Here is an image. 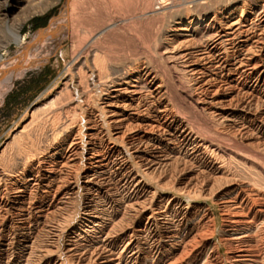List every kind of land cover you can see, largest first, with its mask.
<instances>
[{
  "label": "bare ground",
  "instance_id": "obj_1",
  "mask_svg": "<svg viewBox=\"0 0 264 264\" xmlns=\"http://www.w3.org/2000/svg\"><path fill=\"white\" fill-rule=\"evenodd\" d=\"M58 1L0 0V102L71 42L0 150V264H264V0H64L26 43Z\"/></svg>",
  "mask_w": 264,
  "mask_h": 264
},
{
  "label": "rangeland",
  "instance_id": "obj_2",
  "mask_svg": "<svg viewBox=\"0 0 264 264\" xmlns=\"http://www.w3.org/2000/svg\"><path fill=\"white\" fill-rule=\"evenodd\" d=\"M189 1L192 0H178L177 2L180 3L179 5L182 7L184 6L185 9H190L193 4ZM63 7L64 0H59L58 3L49 8L43 14H39L28 20L22 26L20 36L24 38L26 43H33V46L36 42L33 38L44 35L43 32L39 33V31L46 29L53 21H55V19L56 22H58L63 13ZM149 22H146V24L144 23L145 25H148V28L143 24L144 30L149 32L153 29L154 31L152 30L153 32H150L154 33L158 21L155 20L154 24H152L153 21L150 22L151 26L149 25ZM149 27H152V29ZM48 31H46V33ZM64 42L61 43L60 50L58 49L54 55L51 57L44 56L45 53H43L42 55L44 57L41 58L36 65L30 66L23 71L22 75H19L10 82L2 101L0 102V150L3 148L4 144L9 142L10 137L28 122L30 112L35 110L41 103L50 100L54 96L57 87L60 86L64 66L70 60L68 54L71 49V42L69 40H65ZM116 47L120 48V45L117 44ZM20 49L21 47L19 45L11 42V39L6 37L4 30H0V57L4 62L15 59V56L18 55ZM2 66L3 65H0V72ZM177 93L175 94L177 102L182 107L186 108L187 102H185L183 97L184 94L181 92ZM183 103L185 105H183ZM235 169L238 171L239 177L242 180L248 179L245 175V167L243 168L242 166H239L238 168L235 167ZM212 209L214 218L216 219L215 236L218 239L223 235L221 233L222 219L220 217V212H218L214 206H212Z\"/></svg>",
  "mask_w": 264,
  "mask_h": 264
},
{
  "label": "water",
  "instance_id": "obj_3",
  "mask_svg": "<svg viewBox=\"0 0 264 264\" xmlns=\"http://www.w3.org/2000/svg\"><path fill=\"white\" fill-rule=\"evenodd\" d=\"M42 31V30H41ZM27 48H29V47H27ZM28 50V49H27Z\"/></svg>",
  "mask_w": 264,
  "mask_h": 264
}]
</instances>
